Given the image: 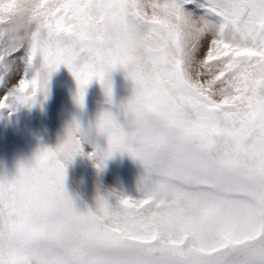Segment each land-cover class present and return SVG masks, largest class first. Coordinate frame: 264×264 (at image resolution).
Returning a JSON list of instances; mask_svg holds the SVG:
<instances>
[{"label": "snow or ice", "instance_id": "1", "mask_svg": "<svg viewBox=\"0 0 264 264\" xmlns=\"http://www.w3.org/2000/svg\"><path fill=\"white\" fill-rule=\"evenodd\" d=\"M60 65L81 107L92 80L112 102L118 68L133 92L0 177V264H264V0H0V118ZM91 135L94 167L126 153L143 174L80 211L66 166Z\"/></svg>", "mask_w": 264, "mask_h": 264}, {"label": "rangeland", "instance_id": "2", "mask_svg": "<svg viewBox=\"0 0 264 264\" xmlns=\"http://www.w3.org/2000/svg\"><path fill=\"white\" fill-rule=\"evenodd\" d=\"M13 59L6 56L4 63ZM112 84V102L109 103L102 85L92 80L85 89L81 107L75 99L76 81L71 72L60 65L50 76L46 96L38 94L37 103L31 108L21 107L11 116L0 118V177L12 180L20 165L27 166L32 161L38 148H54L74 119L87 129L94 126L104 112L119 116L117 106L132 95L134 85L123 68L112 73ZM82 147L85 155L76 156L66 166L64 181L66 192L80 211L94 208L98 196L107 197L111 192L136 194L138 179L143 174L138 161L126 153H117L104 160L102 170H98L87 154L93 153L99 158L106 149V140L91 135L82 139ZM109 200L114 202L110 197Z\"/></svg>", "mask_w": 264, "mask_h": 264}, {"label": "clouds", "instance_id": "3", "mask_svg": "<svg viewBox=\"0 0 264 264\" xmlns=\"http://www.w3.org/2000/svg\"><path fill=\"white\" fill-rule=\"evenodd\" d=\"M143 38H144V35L142 31H134L132 47L136 48L139 45H141L143 43Z\"/></svg>", "mask_w": 264, "mask_h": 264}]
</instances>
